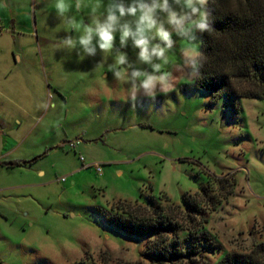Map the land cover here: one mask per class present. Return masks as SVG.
I'll return each instance as SVG.
<instances>
[{
	"label": "rangeland",
	"instance_id": "1",
	"mask_svg": "<svg viewBox=\"0 0 264 264\" xmlns=\"http://www.w3.org/2000/svg\"><path fill=\"white\" fill-rule=\"evenodd\" d=\"M75 2L71 14L88 23L97 0H82L80 12ZM54 3L10 0L0 19V46L16 61L53 63L44 71L41 115L24 118L21 142L5 160L36 161L0 164V264H152L143 239L100 213L124 201L165 204L163 197L184 210V196L206 188L220 200L215 211L202 202L218 248L213 261L264 244V100L240 98L234 114L225 97L195 89V79L176 70L186 42L174 36L165 68L176 76L174 90L133 108L126 85L108 71L113 56L57 49L58 39L77 34L65 32ZM121 51L134 61L138 50L129 42Z\"/></svg>",
	"mask_w": 264,
	"mask_h": 264
},
{
	"label": "trees",
	"instance_id": "2",
	"mask_svg": "<svg viewBox=\"0 0 264 264\" xmlns=\"http://www.w3.org/2000/svg\"><path fill=\"white\" fill-rule=\"evenodd\" d=\"M213 30L201 35L199 51L206 57L195 89L213 98L225 97L234 114L240 98L264 100V0H209ZM33 160L0 162L20 167ZM230 192H227V195ZM165 204L119 202L105 221L126 236L145 241L144 257L152 264H264V244L248 253H227L212 260L218 248L207 233L202 202L220 204L208 188L185 195L184 210L163 197Z\"/></svg>",
	"mask_w": 264,
	"mask_h": 264
},
{
	"label": "clouds",
	"instance_id": "3",
	"mask_svg": "<svg viewBox=\"0 0 264 264\" xmlns=\"http://www.w3.org/2000/svg\"><path fill=\"white\" fill-rule=\"evenodd\" d=\"M74 7L80 12L82 0H76ZM72 8L70 0H55V13L65 24V32L77 34L58 39L57 49L79 50L78 55L86 56H95L99 50L113 56L108 71L126 85V99L133 108L141 99L154 101L158 94L174 90L176 76L165 70L175 46L174 36L186 42L184 62L176 65V70L192 79L199 76L206 57L199 51L202 41L197 33L213 30L209 0H108L106 4L97 0L88 23L71 14ZM129 42L138 50L134 61L121 51Z\"/></svg>",
	"mask_w": 264,
	"mask_h": 264
},
{
	"label": "crops",
	"instance_id": "4",
	"mask_svg": "<svg viewBox=\"0 0 264 264\" xmlns=\"http://www.w3.org/2000/svg\"><path fill=\"white\" fill-rule=\"evenodd\" d=\"M9 10L10 0H0V19ZM24 58L19 57L16 61L8 47L0 46V162H7L6 158L18 147L24 133V118L39 114L44 95V71L53 67L51 62L45 67L36 58ZM35 87L40 92L39 96ZM46 87L49 88L48 85ZM35 101L37 104L34 106L32 103ZM33 108L36 113L32 112Z\"/></svg>",
	"mask_w": 264,
	"mask_h": 264
},
{
	"label": "built area",
	"instance_id": "5",
	"mask_svg": "<svg viewBox=\"0 0 264 264\" xmlns=\"http://www.w3.org/2000/svg\"><path fill=\"white\" fill-rule=\"evenodd\" d=\"M2 30H3V28H2V26H1V24H0V31H2ZM78 144H79V142H76V143H69V147H70V149L75 150V149H76V146H77ZM80 161L83 162V159L80 158ZM90 167H94V168H95V171H96L97 173L100 172V169L97 168L95 165H94V166H93V165H88V166H86V168H90ZM61 181L63 182V180H61Z\"/></svg>",
	"mask_w": 264,
	"mask_h": 264
}]
</instances>
